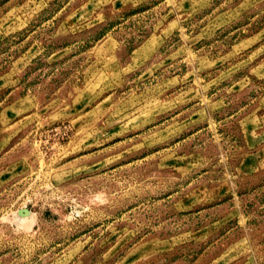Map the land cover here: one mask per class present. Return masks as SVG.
I'll list each match as a JSON object with an SVG mask.
<instances>
[{
	"label": "rangeland",
	"instance_id": "1",
	"mask_svg": "<svg viewBox=\"0 0 264 264\" xmlns=\"http://www.w3.org/2000/svg\"><path fill=\"white\" fill-rule=\"evenodd\" d=\"M0 264H264V0H0Z\"/></svg>",
	"mask_w": 264,
	"mask_h": 264
}]
</instances>
